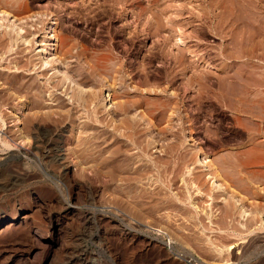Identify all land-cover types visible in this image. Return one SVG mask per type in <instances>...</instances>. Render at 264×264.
I'll list each match as a JSON object with an SVG mask.
<instances>
[{
    "label": "rangeland",
    "instance_id": "obj_1",
    "mask_svg": "<svg viewBox=\"0 0 264 264\" xmlns=\"http://www.w3.org/2000/svg\"><path fill=\"white\" fill-rule=\"evenodd\" d=\"M5 1L1 10L18 20H0V37L11 31L0 49V135L32 149L37 131L50 128L61 150L59 161L16 159L52 188L38 178L11 187L2 153L12 148L0 142V264H262L264 29L248 26L258 19L238 12L239 0H162L197 10L155 17L141 11L153 0H128L118 14L108 11L112 0H92V11L54 16L43 8L85 0H38L36 9ZM249 2L264 9V0ZM49 47L93 101L85 111L58 75L36 71ZM121 132L138 135L115 139ZM137 136L155 146L134 145ZM120 145H129L130 166L114 181L106 161Z\"/></svg>",
    "mask_w": 264,
    "mask_h": 264
},
{
    "label": "bare ground",
    "instance_id": "obj_2",
    "mask_svg": "<svg viewBox=\"0 0 264 264\" xmlns=\"http://www.w3.org/2000/svg\"><path fill=\"white\" fill-rule=\"evenodd\" d=\"M1 1H3V0H0V5H1ZM15 1V0H14ZM17 1V0H16ZM25 1V0H24ZM29 0H26V2H28ZM36 1H38V0H30L29 2L31 3V5L29 4V7L31 8V9H36L38 6L37 5H34V2H36ZM87 1H92V0H85V1H83L82 3H81V5H79L78 7H74V8H70L69 6H67V5H65V4H61V3H58V1L54 4V5H47V6H45L44 8H43V13L44 14H46V16L48 15V14H50V13H52V15L54 16L57 12H59V11H61V12H64L65 14L68 12L69 13V11L70 12H74V13H80V14H83L82 12L84 11H88V10H91L90 8V6H88V7H86V2ZM95 1H99V0H95ZM164 1V0H163ZM167 1V0H166ZM175 1H183V0H175ZM195 2H198V3H200L201 2V0H194ZM6 2L8 3V0H6L5 1V4H6ZM11 2V4H12V0L10 1ZM9 2V3H10ZM19 2V1H18ZM17 2V3H18ZM52 2V1H51ZM111 2V1H110ZM128 2V0H112V4L109 6V10L108 11H110V12H113V13H115V14H118V13H116V11H117V9H118V7L120 8V9H122V11L124 12V10H126L125 9V4H123V3H127ZM159 2H162V0H153V5H150V6H146V7H144L143 8V10L141 9V11H144V12H147V13H153L152 15H153V17H155V16H158V15H165L166 13H169V12H172V13H176V14H190L191 13V11H195V10H197V9H195V7H193V8H188L186 5H182V3L181 4H179V5H175V6H173V5H171V3L170 4H165V3H159ZM238 2V1H237ZM239 5H240V7H237L236 9L238 10V12L241 10V9H243V12H244V10H246V11H248V13H249V15L250 16H252V17H254V18H257L258 19V23L256 22V24H254L255 23V21H253L254 23H250L248 26H251V27H253V29H264V9L263 8H259V6H257V5H255V4H253V2L252 3H250L249 2V0H239ZM6 4L7 6H9L10 4ZM15 3V2H14ZM88 3H91V2H88ZM109 3V2H108ZM35 4H37V3H35ZM98 4V3H97ZM102 4V3H101ZM238 3H235V5L236 6H238L237 5ZM3 5V4H2ZM46 5V4H45ZM90 5V4H89ZM5 8H6V6L5 5H3ZM11 6V5H10ZM28 6V5H27ZM85 6V7H84ZM103 6V5H102ZM43 7V6H42ZM95 7V6H94ZM1 6H0V20H1V18H4L5 16L6 17H8V16H10L11 18H15L14 16H12L11 14H9V13H7V12H5V11H3V9L1 10ZM232 9V8H231ZM236 10V11H237ZM92 11V10H91ZM90 11V12H91ZM134 11V9H132V11L131 12H133ZM235 11V12H236ZM242 11V10H241ZM37 12V11H36ZM41 12V11H40ZM89 12V11H88ZM95 12V11H94ZM118 12V11H117ZM129 12V11H128ZM233 12H234V9H233ZM232 12V13H233ZM130 13V12H129ZM149 13V14H150ZM247 12H245V14H246ZM34 14V13H33ZM79 14V15H80ZM88 14V13H87ZM122 14V13H121ZM234 15H235V13H234ZM239 15H241V14H239ZM247 15V14H246ZM118 16V15H117ZM248 16V15H247ZM5 17V18H6ZM152 17V18H153ZM236 17V16H235ZM4 18V19H5ZM16 19V18H15ZM124 19V18H123ZM237 19V18H236ZM252 19V18H251ZM251 19H249V21L251 20ZM18 19H16V21H17ZM253 20V19H252ZM2 22H4V21H2ZM155 22V21H154ZM9 23V22H8ZM248 24V23H247ZM54 25V24H53ZM153 25H154V23H153ZM245 25V24H244ZM11 26V25H10ZM55 26V25H54ZM54 26H53V29L52 30H54L55 28H54ZM155 26V25H154ZM7 27V26H6ZM13 27V29H11L13 32H14V35L16 34V36H15V38L16 37H18V36H20V34H21V31L19 30V29H17V28H15L14 29V27H15V25H13L12 26ZM11 27V28H12ZM246 27V26H245ZM262 30H260V31H262ZM166 31V30H165ZM255 31V30H254ZM264 32V31H263ZM25 34V33H24ZM11 35V31H9V32H4V34L2 33L1 34V37H0V49L2 48V50L4 49V46H2V44H4V43H2V41L4 40V39H9V37H11L10 36ZM3 37H4V39H3ZM263 37H264V35H263ZM23 38V37H22ZM21 37L19 38H16L15 40H21L22 39ZM44 38H46V37H44ZM9 40H11V39H9ZM14 40V39H13ZM18 40L16 41V42H18ZM25 41H26V43L28 42H30V40L28 41V39L26 40L25 39ZM24 41V42H25ZM179 41V40H178ZM263 41V40H262ZM14 43H15V41H13ZM264 42V41H263ZM179 43H181V42H179ZM16 44V43H15ZM19 44V43H18ZM14 46V45H13ZM39 46H45V43L44 44H40ZM51 50L52 51H54V50H56V48L54 47V49H51V47H49V49L47 50V49H44V51H43V53H42V55H41V52L42 51H40V58L38 59L39 61H38V65H39V67H37V69H36V66L34 67V65L32 66V68L33 69H36V71L38 70V68H39V70L41 69L42 71H47L48 69H49V71H52L53 73L51 74V75H58V77H60L59 78V80H60V83H61V86H63V87H65V85H66V89L65 90H72L73 92H72V96H71V100H72V102L73 103H75V102H77L78 103V105L80 106V107H83V109L84 108H89L90 106H88L91 102L93 103V101L92 100H90L91 98H87L86 97V94L85 93H83V91L82 90H80L79 92H76V90H75V85H77V83L75 82V80H72V78L70 77V75H67V73L65 74L64 73V71L62 70L63 68L66 70V68L67 67H64V66H66V65H63V63L61 62V60L59 59V58H57V59H59V60H57V59H54L53 58V56L51 55V54H49V52H51ZM249 50V49H248ZM9 51H11V50H7L6 49V53H4L5 55L9 52ZM1 52V51H0ZM4 52V51H3ZM2 53V52H1ZM3 54V53H2ZM39 57V56H38ZM36 58V57H35ZM59 62L60 61V63H58L57 61ZM31 63H32V61H31ZM30 63V64H31ZM35 63V62H34ZM33 64V63H32ZM37 64V63H36ZM37 65V66H38ZM63 67V68H62ZM46 68H48V69H46ZM67 69H69V68H67ZM81 69V68H80ZM82 70V73H83V69H81ZM80 70V71H81ZM78 72V71H77ZM81 73V74H82ZM60 74H62V75H60ZM79 74V73H78ZM83 75H85L84 73H83ZM82 75V76H83ZM87 75V74H86ZM85 75V76H86ZM55 76V77H56ZM84 76V77H85ZM53 77V76H52ZM79 77H81V76H79ZM87 77V76H86ZM85 79V78H84ZM7 83V82H6ZM59 83V82H58ZM14 84H16V83H14ZM10 85V84H9ZM58 85H60V84H58ZM15 86V85H14ZM18 86V85H17ZM12 89V88H11ZM18 89H19V86H18ZM79 90V89H78ZM96 93V92H95ZM51 94V93H50ZM53 94V93H52ZM39 95V94H38ZM96 96H98V100H96V101H100V106H102L104 109L106 108L105 106H107V105H103V102L105 101V99L106 98H103V94L102 93H99L98 92V95H97V93H96ZM7 97V96H6ZM38 97V99H39V96H37ZM41 97V96H40ZM50 98H51V95L49 96ZM90 97V96H89ZM91 97H93V96H91ZM8 98V97H7ZM100 98V99H99ZM1 99V98H0ZM40 99H42V98H40ZM94 100V101H95ZM4 101V100H3ZM36 102V101H35ZM4 103V102H3ZM37 103V102H36ZM91 103V104H92ZM2 104V103H1ZM0 104V105H1ZM5 104V103H4ZM39 104V103H38ZM41 104V103H40ZM3 105V104H2ZM8 105V104H7ZM77 105V104H76ZM94 105V104H93ZM36 106H37V104H36ZM1 107V106H0ZM39 107V106H38ZM94 107V106H93ZM98 107H99V105H98ZM0 110H1V108H0ZM84 111H85V109H84ZM1 112H2V110L0 111V114H1ZM2 115V114H1ZM32 121V120H31ZM27 123V122H26ZM32 123V122H31ZM30 123V124H31ZM120 123V122H119ZM121 128H125V127H123V123L121 122ZM27 125H28V123H27ZM44 127H46V126H44ZM42 128H43V126H42ZM131 127H129V129H130ZM49 129L50 128H48V129H41L40 131H37L38 132V135H39V138H38V136L37 137H35L36 138V140L33 142L34 144H33V148L31 149V147H30V149H29V147H27V148H25L24 146L22 147V146H19V145H17L14 141L15 140H13V141H11L12 139H9L8 137H6V136H3V135H0V142H3L2 144H4V143H8V145H9V148L11 149V151L10 152H5V153H2V155L4 154L5 155V157H6V159L7 160H9V173L8 172H6V173H8V176H9V179H7L8 180V183L10 184V186L11 187H13V186H19V183H21V181H23V180H26L27 178L30 180V179H33V178H38L39 180H42V184H40L42 187H40V188H44V187H46V188H52L53 186H52V184H50V183H48V179L46 180V179H44V175L42 176V173H39V172H36V171H30V170H27L26 168L28 167H23V166H21V168H19L18 167V164L16 163L17 161H16V159L17 158H22V159H24V160H29V159H35L36 158V156H38V158L39 159H41V160H47V159H54V160H56V161H59V159H60V154H59V152H60V147H59V142H56L55 140H56V137H53V132H51V131H49ZM116 129V128H115ZM132 129V128H131ZM130 129V130H131ZM38 130V129H37ZM119 130V129H118ZM116 131V130H115ZM134 131V130H133ZM137 133H139L140 134V131L139 132H137ZM137 133H135V135H134V133L132 134V132H131V134H127V133H125V132H121L120 133V135H116V134H113V133H111V136L113 137L114 135H116L117 136V138H115V139H117V140H120L119 138L120 137H127V138H129V139H131L133 136L135 137L136 135H138ZM113 134V135H112ZM127 135H129V136H127ZM141 135V134H140ZM57 136V135H56ZM116 136H114V137H116ZM38 138V139H37ZM133 139V138H132ZM132 139H131V141H132ZM139 139H140V137H138L137 136V138L136 139H134L133 140V144L135 145H137V144H144V145H140L143 149L145 148V149H148V147L150 148L151 147V145L152 144H154V142H153V140L151 141L150 140V138H149V140L147 141V142H144V143H142V142H139V143H137V141H139ZM59 141V140H58ZM141 141H143V140H141ZM120 142H122V141H120ZM126 142V141H125ZM128 142H130V141H128ZM127 142V143H128ZM1 144V145H2ZM117 144V143H116ZM5 145V144H4ZM7 145V144H6ZM115 145V144H114ZM139 145H137V146H139ZM11 146V147H10ZM153 147L155 146V145H152ZM129 147V145L128 146H124V145H120L119 147H118V149L115 151L114 149V152L113 153H111L110 152V156H109V160H105L106 162H107V165H108V168H109V177H110V179L112 178V180H113V178H114V181H115V179H117V177H118V179H120L121 178V176L123 175V174H128V172H129V166H130V159L129 158H127L126 156H127V152H128V148ZM131 147V146H130ZM136 147V146H135ZM3 152V151H2ZM130 152V151H129ZM51 153H55L53 156L51 155ZM109 155V154H108ZM52 156V157H51ZM121 156H125V160H120V157ZM128 156H129V154H128ZM3 157V156H2ZM108 157V156H107ZM37 158V159H38ZM39 159H38V161H39ZM5 160V159H4ZM40 160V161H41ZM53 160V161H54ZM131 163H133L132 161H131ZM149 163V162H148ZM17 164V165H16ZM25 164H26V162H25ZM25 164H22V165H24L25 166ZM104 164H105V162H104ZM198 164H199V167H201L203 170H205L206 172H209V169H208V159L206 158H199V160H198ZM5 165V164H4ZM62 167V166H61ZM29 168V167H28ZM143 168H146V167H143ZM216 168V167H215ZM30 169V168H29ZM212 169V168H211ZM35 170V169H34ZM62 171V176L66 179V180H69L71 177V174H70V170H69V167H67V166H63V168L61 169ZM130 170H132V168H130ZM135 170V169H134ZM133 170V171H134ZM141 170V169H140ZM144 169H142V171H143ZM213 170V169H212ZM6 171V170H5ZM136 172H139L138 171V168H137V170H135L134 171V173H136ZM214 172V171H213ZM213 172L211 173V174H209V173H207V177L211 180V181H213L212 182V184L214 183V187H215V191L217 190L218 192H221V193H224L225 192V190H226V188H225V185L222 183V182H220L219 180H217V177L216 176H214L215 174H213ZM132 173V172H131ZM6 175V174H5ZM213 175V176H212ZM7 176V175H6ZM126 176V175H125ZM129 176V175H128ZM128 176H127V178H128ZM120 177V178H119ZM127 178H126V180H127ZM218 178H219V176H218ZM123 179H125V178H123ZM122 179V180H123ZM220 179V178H219ZM126 180H123V181H126ZM28 181V180H27ZM38 181V180H37ZM128 181H130V179H128ZM127 181V182H128ZM50 182V181H49ZM113 182V181H112ZM122 182V181H121ZM30 183V182H29ZM34 183V182H33ZM72 183V182H71ZM3 184V183H2ZM119 184V183H118ZM4 185H6V184H4ZM21 185V184H20ZM28 185V184H27ZM74 185V184H73ZM17 186V187H18ZM37 186H39L38 184H37ZM76 186V185H75ZM7 188V187H6ZM6 188H5V190H6ZM213 188V187H212ZM224 188H225V190H224ZM2 189H4V188H2ZM16 189V188H15ZM224 191V192H223ZM48 193V192H47ZM217 193V192H216ZM238 200L236 201V203H234L235 205H237L238 206V209H240L241 210V213L243 214L242 216H246V212L242 209V206H241V204L239 203L238 204ZM68 205V204H67ZM28 206V205H27ZM236 207V206H235ZM237 208V207H236ZM71 209H72V207H71ZM30 210V209H29ZM239 211V210H238ZM22 221H26V219H27V215H24V216H22L21 218H20ZM14 222H16V219L15 218H13L7 225H6V227H4V229H8L9 227H11V225H13L14 224ZM13 223V224H12ZM247 225V224H246ZM262 225V226H261ZM17 226V225H16ZM22 226V225H21ZM260 227H262V228H264V223L262 222L261 224H260ZM3 230V229H2ZM1 229H0V232L2 231ZM13 230V229H12ZM4 234V233H3ZM39 237V236H38ZM261 242V241H260ZM260 245H262V247L261 248H264V242H262V244H260ZM259 246V245H258ZM255 247H256V249H257V246L255 245ZM254 247V248H255ZM253 247H252V250H254L255 251V249H254ZM259 248V247H258ZM251 250V251H252ZM259 250V249H258ZM261 250V249H260ZM263 251V254H264V249H262ZM250 251V252H251ZM249 253V252H248ZM247 253V254H248ZM255 253V252H254ZM261 253V252H260ZM251 254V253H250ZM252 254H253V252H252ZM251 254V255H252ZM263 254H261V255H259V256H261V257H264V256H262ZM36 255V254H35ZM44 257V256H43ZM249 257H250V255H249ZM256 257V256H255ZM259 259V258H258ZM241 260V259H240ZM262 264L264 263V261H262L261 262Z\"/></svg>",
    "mask_w": 264,
    "mask_h": 264
}]
</instances>
